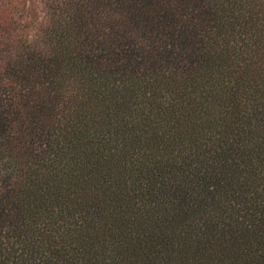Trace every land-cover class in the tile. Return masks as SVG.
I'll use <instances>...</instances> for the list:
<instances>
[{
    "label": "trees",
    "instance_id": "trees-1",
    "mask_svg": "<svg viewBox=\"0 0 264 264\" xmlns=\"http://www.w3.org/2000/svg\"><path fill=\"white\" fill-rule=\"evenodd\" d=\"M15 8L0 264H264V0Z\"/></svg>",
    "mask_w": 264,
    "mask_h": 264
},
{
    "label": "rangeland",
    "instance_id": "rangeland-1",
    "mask_svg": "<svg viewBox=\"0 0 264 264\" xmlns=\"http://www.w3.org/2000/svg\"><path fill=\"white\" fill-rule=\"evenodd\" d=\"M17 0H0V37L1 38H8L12 36V28L14 27V24H16L17 21ZM27 11L32 16H36L38 20H40V9H39V3L35 1L34 3H28L26 7ZM5 29L8 27L9 36L7 35V32L3 33L2 29ZM32 30V29H30ZM2 33V34H1Z\"/></svg>",
    "mask_w": 264,
    "mask_h": 264
}]
</instances>
